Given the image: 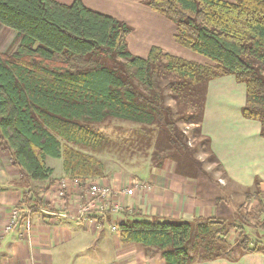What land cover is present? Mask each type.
<instances>
[{
  "label": "trees",
  "instance_id": "1",
  "mask_svg": "<svg viewBox=\"0 0 264 264\" xmlns=\"http://www.w3.org/2000/svg\"><path fill=\"white\" fill-rule=\"evenodd\" d=\"M145 4L174 24L177 45L207 61L184 59L159 46H151L145 57L132 54L126 43L132 28L88 8L82 0L69 4L0 0V26L18 36L11 52H0V150L9 152L23 180L56 182L46 164L50 156L61 158L63 177L109 181L105 163L83 150L104 148L108 138L91 124L108 119L166 129L168 152L190 148L189 135L193 141L201 134L190 129L188 134L181 130V138L176 136L174 109L165 104L166 97L175 102L177 118L192 126L197 87L228 75L244 83L241 114L259 122L264 138V0H146ZM91 55L118 56L120 66H104ZM182 107L185 111L179 112ZM213 157L209 161H215L217 171L229 181ZM157 166L162 168L164 161ZM47 188L29 189L27 205H41L40 194ZM245 191L256 202L253 226L264 229V181L255 178ZM123 214L119 241L139 243L160 254L165 264L235 260L263 248L246 235L242 224L229 218L171 221L145 220L139 211L128 209ZM234 225L239 233L231 244Z\"/></svg>",
  "mask_w": 264,
  "mask_h": 264
},
{
  "label": "crops",
  "instance_id": "2",
  "mask_svg": "<svg viewBox=\"0 0 264 264\" xmlns=\"http://www.w3.org/2000/svg\"><path fill=\"white\" fill-rule=\"evenodd\" d=\"M57 1L69 4L73 0ZM8 32L10 37L14 36L13 31L6 29V34ZM244 103V83L237 82L232 75L210 80L201 130L210 139L211 150L229 182L247 189L252 187L255 178L264 181V138L260 136L259 122L242 116ZM159 173L163 181L161 186L154 184L123 198V206L139 211L145 220L192 221L205 217L228 218L234 214L233 205L223 200L219 202L221 185L213 184L207 175L201 172L193 176L180 174L175 172L171 163L163 166ZM149 177L146 179L153 182ZM40 185L23 180L18 168L13 166L9 152L0 150V264H55L60 253L69 250L66 245L75 242L89 244L88 236H96L106 264H165L160 254L149 252L139 243H121L117 233L110 232L106 226L86 228L61 216L51 217L37 212L30 218L29 235L22 231L21 225L4 232L11 209L28 204L26 194L32 187H48L41 192L46 194L44 205L56 210L58 203L49 198L53 184L45 182ZM104 231L110 237L104 236ZM192 264H264V249L242 254L235 260L217 258Z\"/></svg>",
  "mask_w": 264,
  "mask_h": 264
},
{
  "label": "rangeland",
  "instance_id": "3",
  "mask_svg": "<svg viewBox=\"0 0 264 264\" xmlns=\"http://www.w3.org/2000/svg\"><path fill=\"white\" fill-rule=\"evenodd\" d=\"M145 2L146 0L83 1L88 8L109 14L124 21L132 28V32L127 37L126 42L127 49L132 54L145 57L151 46H159L164 52L184 59L197 62L207 61L204 57L177 45L173 40V35L175 34L174 24L151 11ZM6 29V27L0 26V50H2L0 52L2 53L11 52L16 40H18V36H15L16 33L13 32L14 36L10 37L9 32L6 34ZM91 57L107 67L116 68L120 66L121 62L118 56L105 58L91 55ZM208 83L200 85L196 89L197 108L195 109L194 115L196 117L193 120L192 126L186 125L184 121L177 118V115L174 113L176 107L173 99L170 97H166L165 99V104L174 109L172 117L176 124L174 130L178 138H181V130L184 134H188L190 129L194 133V129L201 134L200 138H194L193 141L191 135H189L190 137L186 140V143L190 148L180 147L178 150L169 148L168 152L166 148L171 146V144L169 143L168 131L166 129L160 130L154 125L143 126L128 121L108 119L99 124H91L92 128L100 131L108 138L104 148L100 152L82 149L101 159L105 163V175L107 179L120 186L127 185L133 179L142 181L144 184L142 189H149L154 184L161 186L163 181L159 172L162 168H158L157 166V163L161 159L164 161V166L169 163L173 164L177 173L193 176L195 173L201 172L207 175L213 181V184L221 185L218 190L222 199L220 198L219 202L223 200L234 206L232 207L234 214L228 217L230 221L235 223V225L242 224V229L246 235L252 241H260L263 245L261 247L264 249V229H258L253 226L255 221L252 219V215L257 212L255 200H250L246 197L244 188L235 187L225 178H222V173L217 171L216 162L211 163L209 161L212 155L216 160L217 158L211 150L210 139L202 134L200 126V124L202 125L205 112ZM178 110L179 112H184L185 108L182 107ZM196 120H200V122H194ZM195 126L197 127L195 128ZM203 137L206 138L204 139ZM201 140H203V146L200 145ZM46 164L53 169V178H60L59 176L63 175L61 158L46 157ZM147 176H150L149 179H152L153 182L148 181L146 179ZM30 182L41 186L40 184H44L46 181L30 180ZM242 216H244V220ZM71 224L78 228L76 223L71 222ZM235 225L229 233L231 244L235 243L237 234L239 233ZM103 234L110 237L107 231H104ZM84 235L88 236V234ZM95 237L88 236L90 239L89 244L84 245V243L75 242L66 245L69 250L67 253H60V258L57 259V263L55 261V264H106L107 260H105L103 248L96 242Z\"/></svg>",
  "mask_w": 264,
  "mask_h": 264
},
{
  "label": "built area",
  "instance_id": "4",
  "mask_svg": "<svg viewBox=\"0 0 264 264\" xmlns=\"http://www.w3.org/2000/svg\"><path fill=\"white\" fill-rule=\"evenodd\" d=\"M143 186L142 181L138 179L120 186L103 178L79 180L61 177L53 183V191L49 194V198L58 203L56 210L48 209L44 205L46 194H40L41 205L32 208L33 204H31L11 209L4 232L21 225L22 231L29 235L30 218L35 209L47 216H61L76 221L86 228L101 229L106 226L110 232L117 233L118 225L123 221V213L126 210L122 199L141 190Z\"/></svg>",
  "mask_w": 264,
  "mask_h": 264
}]
</instances>
